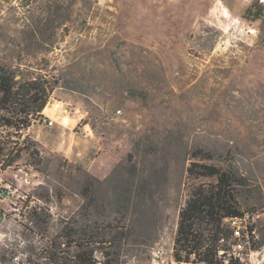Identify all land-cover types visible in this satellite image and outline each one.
I'll return each mask as SVG.
<instances>
[{
  "label": "rangeland",
  "instance_id": "rangeland-1",
  "mask_svg": "<svg viewBox=\"0 0 264 264\" xmlns=\"http://www.w3.org/2000/svg\"><path fill=\"white\" fill-rule=\"evenodd\" d=\"M251 1L29 0L24 11L0 0V62L52 80L43 114L54 120L26 131L41 164L0 174V243L33 237L34 205L78 218L86 173L108 177L91 186L90 220L129 227V264H185L171 258L178 212L210 181L188 175L198 148L231 153L240 206L260 212L264 236V26L239 15ZM243 253L264 264V246Z\"/></svg>",
  "mask_w": 264,
  "mask_h": 264
},
{
  "label": "trees",
  "instance_id": "trees-1",
  "mask_svg": "<svg viewBox=\"0 0 264 264\" xmlns=\"http://www.w3.org/2000/svg\"><path fill=\"white\" fill-rule=\"evenodd\" d=\"M18 1L24 11L29 7V0ZM239 15L250 21L260 20L264 26V5L259 0H252ZM51 82L39 73H26L23 68L0 62V174L23 159L31 166L43 161L37 143L26 131L41 123L53 89ZM126 157L130 162L132 154L128 152ZM191 157L194 161L187 168L188 175L210 181L194 187L179 209L171 258L185 264H245L243 258L229 253L232 232L227 219L254 210L240 206L238 190L246 183L236 170L233 156L228 150L198 148ZM114 171L115 167L110 175ZM128 172L132 178L137 175L135 164H130ZM81 175L85 180L79 192L83 201L77 213L80 216L53 218L48 207L34 205L26 217L33 237L23 239L22 244L9 240L0 243V264H129V227L119 224L121 221L90 220L91 186L108 177L99 180L86 173ZM64 192H55L58 202ZM136 193L145 197L144 184ZM7 195L9 191L0 187V198ZM251 229L244 249L256 251L264 246V236L257 233L255 237L249 233ZM151 243L141 241L145 247Z\"/></svg>",
  "mask_w": 264,
  "mask_h": 264
},
{
  "label": "built area",
  "instance_id": "built-area-1",
  "mask_svg": "<svg viewBox=\"0 0 264 264\" xmlns=\"http://www.w3.org/2000/svg\"><path fill=\"white\" fill-rule=\"evenodd\" d=\"M117 113L120 111L117 110ZM42 124L45 126H52L54 120L47 114H43V118L41 121ZM260 212L253 211V212H246L241 217L229 218L227 219V225L231 229V246L230 251L233 256L239 257L242 260L241 252L244 250L245 241L248 239L249 234L248 230L252 227L249 233L255 235L256 237V228L255 223L257 218L259 217ZM152 260L153 262L163 263L164 259L161 257V253L159 250L152 251Z\"/></svg>",
  "mask_w": 264,
  "mask_h": 264
},
{
  "label": "bare ground",
  "instance_id": "bare-ground-1",
  "mask_svg": "<svg viewBox=\"0 0 264 264\" xmlns=\"http://www.w3.org/2000/svg\"><path fill=\"white\" fill-rule=\"evenodd\" d=\"M231 15V12L229 9L227 8H224V11L222 13H220V16L223 17V18H227Z\"/></svg>",
  "mask_w": 264,
  "mask_h": 264
},
{
  "label": "crops",
  "instance_id": "crops-1",
  "mask_svg": "<svg viewBox=\"0 0 264 264\" xmlns=\"http://www.w3.org/2000/svg\"><path fill=\"white\" fill-rule=\"evenodd\" d=\"M47 109V107L44 108V111ZM48 115V114H47Z\"/></svg>",
  "mask_w": 264,
  "mask_h": 264
}]
</instances>
